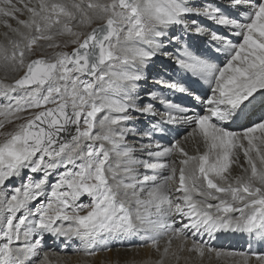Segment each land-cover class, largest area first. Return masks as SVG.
I'll return each instance as SVG.
<instances>
[{"label":"snow or ice","instance_id":"6c2138e0","mask_svg":"<svg viewBox=\"0 0 264 264\" xmlns=\"http://www.w3.org/2000/svg\"><path fill=\"white\" fill-rule=\"evenodd\" d=\"M0 23V70L19 74L0 81V264H51L46 238L250 264L212 241L264 242V0H0ZM158 57L172 63L145 101Z\"/></svg>","mask_w":264,"mask_h":264},{"label":"bare ground","instance_id":"6f19581e","mask_svg":"<svg viewBox=\"0 0 264 264\" xmlns=\"http://www.w3.org/2000/svg\"><path fill=\"white\" fill-rule=\"evenodd\" d=\"M215 3H220L221 0H214ZM19 18L21 20L26 19V16L20 15ZM9 23L16 27L15 20H9ZM207 23V22H205ZM95 26V25H94ZM214 27V26H213ZM84 31H90V29H84ZM222 31V30H220ZM5 33H8L10 37L13 36L12 33L8 31L7 28L3 26V23H0V43H7L5 38ZM14 38V37H13ZM67 37H58V42H63ZM203 39V38H198ZM234 40L237 38H233ZM42 45L46 44L47 42L41 41ZM69 48L63 49L68 51ZM46 48L44 49V51ZM55 51H57L55 49ZM49 53L54 51L49 50ZM223 62V58L221 59ZM172 62L167 60L165 57H158L156 60V64L153 67H150L147 72V78L153 76L154 78L146 81H142L141 85V92L145 101H147V93L149 91H155L160 86L155 83L156 79L160 78V75H167L162 71L163 64H171ZM19 74L16 73H5L4 71L0 70V81H3L6 84H10L14 81L15 78L18 77ZM179 95V94H177ZM169 99H176L175 97H169ZM187 102V101H185ZM0 103H4L3 100H0ZM159 107V105H158ZM1 119V118H0ZM145 120H141L140 124L144 127ZM244 122L241 121L239 124L232 125L229 124L228 127L232 128L233 130H239L241 125ZM6 128H9V124H6ZM9 125V126H8ZM171 137L169 136H161L160 134H154V140L159 141L161 144L167 146ZM139 140V137L137 138ZM145 143L147 140L144 141ZM139 146V145H137ZM183 146L189 152V154L195 155L197 154V148L199 147V151L203 152V146L198 145L197 142L189 139L187 142H184ZM140 155V153H137ZM147 158V157H144ZM176 159L175 156L167 158V162L171 163L172 160ZM240 163H243V155H240ZM143 171V169H141ZM240 169L237 165H233V174H239ZM36 176L40 174H34ZM17 180V184L19 185L20 180L16 178H12ZM52 179L54 180L55 177L53 176ZM8 183V182H7ZM87 201V200H86ZM191 237L188 240V246L191 245ZM143 242L137 238L132 239H125L119 242H116L111 251H103L99 252L97 256L94 258L97 260L98 264H155V261L158 259L157 254L150 248L140 246ZM178 241L173 242V248L175 249L178 245ZM164 241H161V247H163ZM212 246L221 251H241L245 252L251 256L250 264H256L255 255H264V242H260L256 239H249L247 236L241 237L238 234H222L220 239L212 241ZM75 245L69 242L68 247H64V245L58 241L54 240L53 238H46L44 244V250L50 251L49 260L51 264H90L88 263L89 257L83 256L82 253H77L74 251ZM63 254V255H62ZM92 258V257H91ZM93 258V259H94ZM239 257H221L217 259L215 252L209 254L205 253L203 257L198 256L195 253L190 252H183L180 254V260L176 261L173 257L166 262V264H235V261L239 260ZM92 262V261H91Z\"/></svg>","mask_w":264,"mask_h":264},{"label":"rangeland","instance_id":"374dc122","mask_svg":"<svg viewBox=\"0 0 264 264\" xmlns=\"http://www.w3.org/2000/svg\"><path fill=\"white\" fill-rule=\"evenodd\" d=\"M49 50H52V51H55V49H47L46 48V50H45V53L46 54H51V53H49L48 51ZM72 49H71V47H69V49H68V51L70 52ZM18 78V77H17ZM152 78H154L153 76H150V77H148L147 79L148 80H150V79H152ZM24 115H27V114H24ZM2 119V118H1ZM20 122H22V121H16V123H20ZM6 126L7 125H5V128L3 129V130H0V131H5V132H9V131H12L13 130V125H8L9 126V128L7 129L6 128ZM148 125H146V123L144 124V127H147ZM3 137H0V139H2ZM168 145V144H167ZM8 182V183H7ZM6 182V186H18V184H17V180H15V179H10L9 181H7ZM83 199V202H85V203H87L88 202V198L87 197H84V198H82ZM87 200V201H86ZM63 255V254H62ZM90 259H88L87 261H88V263H90V264H98V262H97V260L94 258V257H89ZM94 258V259H93ZM92 261V262H91Z\"/></svg>","mask_w":264,"mask_h":264}]
</instances>
